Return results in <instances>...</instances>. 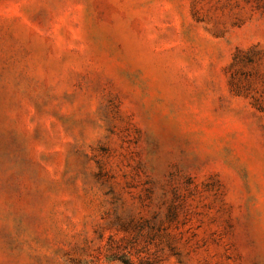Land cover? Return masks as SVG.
<instances>
[{
    "label": "rangeland",
    "instance_id": "obj_1",
    "mask_svg": "<svg viewBox=\"0 0 264 264\" xmlns=\"http://www.w3.org/2000/svg\"><path fill=\"white\" fill-rule=\"evenodd\" d=\"M0 264H264V0H0Z\"/></svg>",
    "mask_w": 264,
    "mask_h": 264
}]
</instances>
